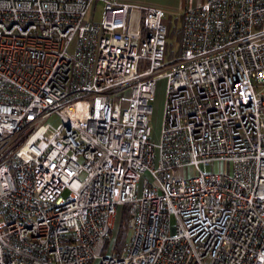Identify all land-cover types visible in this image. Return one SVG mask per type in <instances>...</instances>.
Wrapping results in <instances>:
<instances>
[{"label":"built area","instance_id":"1","mask_svg":"<svg viewBox=\"0 0 264 264\" xmlns=\"http://www.w3.org/2000/svg\"><path fill=\"white\" fill-rule=\"evenodd\" d=\"M97 1L0 0V264H264V0Z\"/></svg>","mask_w":264,"mask_h":264},{"label":"rangeland","instance_id":"2","mask_svg":"<svg viewBox=\"0 0 264 264\" xmlns=\"http://www.w3.org/2000/svg\"><path fill=\"white\" fill-rule=\"evenodd\" d=\"M111 1H115V0H111ZM119 1V0H116ZM129 2H132L133 0H128ZM186 1L187 0H172L171 4V9H166L167 13V18L169 20L170 29L174 30L173 34H169L167 36V46L168 49L173 51V49L176 48V36L178 34V30L177 28L180 26V19H181V15L183 10L186 7ZM135 4V3H132ZM138 4V3H136ZM185 5V7H184ZM103 6H104V2L98 0L94 5H93V10H89L85 20H89L91 19L94 22H101L102 18H103ZM165 9V8H163ZM164 105H165V91H164V82L160 81L158 84V89L156 92V101L153 104L154 107V113L153 116L151 117V125L153 128V135H152V140L153 141H157L158 140V135L160 132V128L162 126L163 123V110H164ZM52 123L57 124L56 120H52ZM212 170L211 167H207L206 171L210 172ZM193 173H195V171H193V168L190 167L187 169L186 174L188 176H191Z\"/></svg>","mask_w":264,"mask_h":264},{"label":"crops","instance_id":"3","mask_svg":"<svg viewBox=\"0 0 264 264\" xmlns=\"http://www.w3.org/2000/svg\"><path fill=\"white\" fill-rule=\"evenodd\" d=\"M119 1L129 2L128 0H119ZM201 1H203V0H187L185 5H186V7L192 6V5L197 4L198 2H201ZM171 2H172V0H133L132 2H129V3L153 5V6L165 8V10H166L167 7H168V9H171V7H170ZM185 5H184V7H185Z\"/></svg>","mask_w":264,"mask_h":264},{"label":"trees","instance_id":"4","mask_svg":"<svg viewBox=\"0 0 264 264\" xmlns=\"http://www.w3.org/2000/svg\"><path fill=\"white\" fill-rule=\"evenodd\" d=\"M174 30L169 29V34H173ZM178 36H176L177 38ZM128 216L126 213H124V219L125 221L127 220ZM128 238V229L127 228H120L116 234V239H115V250L119 252L120 250L123 249L126 241Z\"/></svg>","mask_w":264,"mask_h":264}]
</instances>
